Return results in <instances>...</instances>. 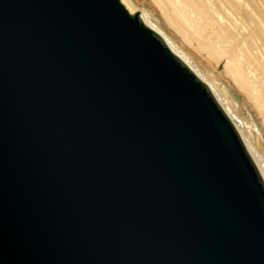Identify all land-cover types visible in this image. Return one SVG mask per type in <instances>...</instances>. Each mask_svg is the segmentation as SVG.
Instances as JSON below:
<instances>
[{
    "label": "water",
    "instance_id": "1",
    "mask_svg": "<svg viewBox=\"0 0 264 264\" xmlns=\"http://www.w3.org/2000/svg\"><path fill=\"white\" fill-rule=\"evenodd\" d=\"M0 264H264L241 141L119 0H0Z\"/></svg>",
    "mask_w": 264,
    "mask_h": 264
},
{
    "label": "rangeland",
    "instance_id": "2",
    "mask_svg": "<svg viewBox=\"0 0 264 264\" xmlns=\"http://www.w3.org/2000/svg\"><path fill=\"white\" fill-rule=\"evenodd\" d=\"M130 1L139 11H145L149 15V18L157 24L174 45L178 49L180 48L181 50H179L187 58L189 57L188 59L192 60L207 78L209 77L213 81L216 89L227 91L230 101H235L233 104L237 113L249 126V131L251 129V141L264 154V115L247 91L236 81V71L234 70L237 67L233 66L234 64L226 65L227 59L233 57L232 55L237 49L241 48L239 44L245 38L248 41L246 48L249 50L243 48V52L245 59L250 61L248 66L251 64L252 66H249L251 69L264 75V67L258 61L256 51H254L256 47L264 48V0H219V3L220 1L223 3L220 7L222 15L228 20L236 19L241 26L245 27L243 35L239 36H237L236 30H222L217 22L207 19L208 10H202L190 1L188 3L192 4V7L188 5L192 8L191 10H195L196 15L203 17L196 26L194 24L193 27L192 24V28L191 23L189 25V21L184 19V16L178 11L173 0ZM195 14L192 16H196ZM217 33L220 36L218 43L215 41Z\"/></svg>",
    "mask_w": 264,
    "mask_h": 264
},
{
    "label": "bare ground",
    "instance_id": "3",
    "mask_svg": "<svg viewBox=\"0 0 264 264\" xmlns=\"http://www.w3.org/2000/svg\"><path fill=\"white\" fill-rule=\"evenodd\" d=\"M190 1L193 5L201 8L202 10H208L207 19L211 21H215L218 23L222 30L227 31L228 29H233L237 31V36L243 35L242 32L245 31V27L241 26L238 21L235 20H228L222 15L220 7L222 6V2L219 0H173L175 6L177 7L178 11L181 15L184 16V19L189 21V25L191 23L194 27L197 23H200L203 19L202 16L196 15L194 11H192L189 5L192 7V4L188 3ZM120 4L124 7V9L130 15H138L140 22L144 27L149 29L152 33H154L158 39L163 43V45L168 49V51L175 57L189 72L203 85L207 88L210 96L212 97L215 104L218 106L224 117L228 120L231 127L235 131L236 135L238 136L239 140L241 141L249 159L251 160L254 168L256 169L263 185H264V154L261 153L256 146H254V142L251 141L252 135L249 131V126L241 119L239 114L237 113L234 102H231L228 98V93L225 89H216L213 81L207 78L197 67L196 65L190 61L174 43L167 37V35L155 24L145 11H139L137 7H135L130 0H119ZM189 4V5H188ZM194 8V6H193ZM178 13V12H176ZM197 13V12H196ZM195 14L196 16H192ZM200 14V12H199ZM204 14V13H203ZM206 14V13H205ZM169 16V15H168ZM182 18V17H181ZM183 19V20H184ZM188 21H186L188 23ZM185 22V23H186ZM199 26V24H198ZM200 27V26H199ZM197 29V27H195ZM199 29V28H198ZM199 32V31H198ZM216 33V32H215ZM215 39V38H214ZM217 41H220V36L217 33ZM253 43V42H252ZM240 47L237 51L232 55L233 57L228 58L227 64L228 66L234 64L236 66V75L235 79L239 83V85L247 91L250 97L255 102L258 109L264 115V75L258 74L255 70L251 69V64L248 63L247 59H245L243 48L248 47L247 39H243L240 42ZM253 45V44H252ZM253 47V46H252ZM255 47V43H254ZM248 49V48H246ZM256 51L255 54L257 55L258 61L264 67V48L256 47L254 48ZM249 50V49H248ZM184 52V51H183ZM187 55V54H186ZM251 55V53H250ZM253 56V55H251ZM248 61V62H247ZM259 64V63H258ZM232 68V69H234ZM218 88V87H217ZM254 126V125H252ZM255 141V140H254ZM257 143V142H256Z\"/></svg>",
    "mask_w": 264,
    "mask_h": 264
}]
</instances>
